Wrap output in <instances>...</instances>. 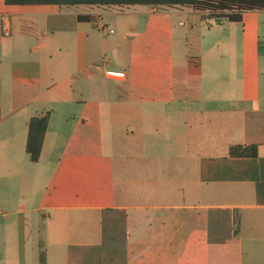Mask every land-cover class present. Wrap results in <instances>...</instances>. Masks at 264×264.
<instances>
[{
    "label": "crops",
    "instance_id": "crops-1",
    "mask_svg": "<svg viewBox=\"0 0 264 264\" xmlns=\"http://www.w3.org/2000/svg\"><path fill=\"white\" fill-rule=\"evenodd\" d=\"M46 113L34 163L28 123ZM235 145L257 157H230ZM41 251L264 264V11L0 0V264Z\"/></svg>",
    "mask_w": 264,
    "mask_h": 264
},
{
    "label": "trees",
    "instance_id": "trees-1",
    "mask_svg": "<svg viewBox=\"0 0 264 264\" xmlns=\"http://www.w3.org/2000/svg\"><path fill=\"white\" fill-rule=\"evenodd\" d=\"M7 6L49 5L59 7H131L151 6L156 8L190 7L193 10L209 14L212 19H227L240 22L242 14L251 11H264V0H4ZM91 21V17H87ZM49 114L36 116L29 120L25 144L26 153L32 162L39 160L43 139L47 131ZM228 154L233 158H256V145H235L229 148ZM39 264H45L41 251Z\"/></svg>",
    "mask_w": 264,
    "mask_h": 264
},
{
    "label": "built area",
    "instance_id": "built-area-1",
    "mask_svg": "<svg viewBox=\"0 0 264 264\" xmlns=\"http://www.w3.org/2000/svg\"><path fill=\"white\" fill-rule=\"evenodd\" d=\"M107 76L115 79H124L125 74L123 72H116V71H108Z\"/></svg>",
    "mask_w": 264,
    "mask_h": 264
},
{
    "label": "rangeland",
    "instance_id": "rangeland-1",
    "mask_svg": "<svg viewBox=\"0 0 264 264\" xmlns=\"http://www.w3.org/2000/svg\"><path fill=\"white\" fill-rule=\"evenodd\" d=\"M200 13V12H199ZM203 14H205L207 17H209V14L207 13V12H205V13H203ZM43 31V29L41 30V32ZM40 36V35H39ZM37 40H39L38 39V37L36 38V43L35 44H37ZM33 46V45H32Z\"/></svg>",
    "mask_w": 264,
    "mask_h": 264
}]
</instances>
